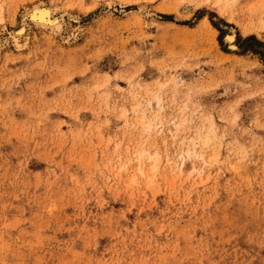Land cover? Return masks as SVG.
<instances>
[{"label": "rangeland", "instance_id": "rangeland-1", "mask_svg": "<svg viewBox=\"0 0 264 264\" xmlns=\"http://www.w3.org/2000/svg\"><path fill=\"white\" fill-rule=\"evenodd\" d=\"M215 1L0 0V264H264V0Z\"/></svg>", "mask_w": 264, "mask_h": 264}, {"label": "bare ground", "instance_id": "bare-ground-1", "mask_svg": "<svg viewBox=\"0 0 264 264\" xmlns=\"http://www.w3.org/2000/svg\"><path fill=\"white\" fill-rule=\"evenodd\" d=\"M215 2H214V5H215ZM217 2L220 3V0L217 1ZM228 5H226V6H228ZM25 15H24L25 17L23 19L22 25L15 32L16 35H18V36H21V35H23L26 32V29H27L26 28V26H27L26 25V19L30 20L31 22H33L36 25H40L42 27H47V28L58 27L61 24V21H59V18L56 17V15L54 14V11L52 10V8H50L48 6H45V5L35 6L32 9H30L28 11V13L25 14ZM205 21H206V23L208 25H211L209 23L208 19H205ZM235 38H236V34H235V31H234L232 33H229V35H227L226 40H227V42L231 43V45H233ZM233 47H235V45H233ZM146 157H148L146 151L140 153L138 158H137V162H139L141 165H143L145 163L144 159ZM150 157H153V155H151Z\"/></svg>", "mask_w": 264, "mask_h": 264}, {"label": "trees", "instance_id": "trees-1", "mask_svg": "<svg viewBox=\"0 0 264 264\" xmlns=\"http://www.w3.org/2000/svg\"><path fill=\"white\" fill-rule=\"evenodd\" d=\"M167 20H171L169 16H165ZM264 46V41L259 40L255 35H250L245 38L239 39V47L242 49L241 54H246L247 52H253L263 56L264 52L259 50V47Z\"/></svg>", "mask_w": 264, "mask_h": 264}]
</instances>
